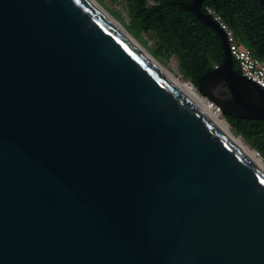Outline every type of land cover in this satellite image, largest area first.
<instances>
[{"label": "water", "instance_id": "water-1", "mask_svg": "<svg viewBox=\"0 0 264 264\" xmlns=\"http://www.w3.org/2000/svg\"><path fill=\"white\" fill-rule=\"evenodd\" d=\"M201 2L195 88L264 119ZM0 264H264V174L87 0H0Z\"/></svg>", "mask_w": 264, "mask_h": 264}, {"label": "trees", "instance_id": "trees-1", "mask_svg": "<svg viewBox=\"0 0 264 264\" xmlns=\"http://www.w3.org/2000/svg\"><path fill=\"white\" fill-rule=\"evenodd\" d=\"M130 26L154 34L155 54L173 55L182 76L197 87L200 74L223 59L218 34L201 23L192 11L183 9L188 0H124ZM202 11L210 7L219 12L237 39L264 61V8L260 0H202ZM234 68L237 66L233 60ZM236 136L240 135L264 156V119L224 116Z\"/></svg>", "mask_w": 264, "mask_h": 264}, {"label": "bare ground", "instance_id": "bare-ground-1", "mask_svg": "<svg viewBox=\"0 0 264 264\" xmlns=\"http://www.w3.org/2000/svg\"><path fill=\"white\" fill-rule=\"evenodd\" d=\"M94 6L125 38L132 43L143 55V57L152 64L180 94L186 97L194 106L200 109L214 124V126L228 139V141L240 151V153L261 173L264 174V159L249 144L244 142L231 130L225 119L218 117L208 106L205 98L196 91L190 81L182 80L174 75L168 69L164 68L156 59H154L125 29L113 18L96 0H87Z\"/></svg>", "mask_w": 264, "mask_h": 264}, {"label": "built area", "instance_id": "built-area-1", "mask_svg": "<svg viewBox=\"0 0 264 264\" xmlns=\"http://www.w3.org/2000/svg\"><path fill=\"white\" fill-rule=\"evenodd\" d=\"M206 13H208L224 31L231 57L239 66L240 73L246 78L251 79L260 86L264 87V61L256 57L250 48L244 46L237 39L234 32L230 29L219 12L207 7ZM206 102L218 117L225 119L219 106L209 100H206Z\"/></svg>", "mask_w": 264, "mask_h": 264}, {"label": "rangeland", "instance_id": "rangeland-1", "mask_svg": "<svg viewBox=\"0 0 264 264\" xmlns=\"http://www.w3.org/2000/svg\"><path fill=\"white\" fill-rule=\"evenodd\" d=\"M113 18H115L124 29L164 68L168 69L174 75L180 77L182 80H186L180 71L178 61L173 55H167L166 53L155 54L158 50L156 38L151 32H136L131 26L129 17L125 7L124 0H96ZM151 2V0H149ZM196 89V88H195ZM197 91V89H196ZM198 92V91H197ZM199 93V92H198ZM237 135V134H236ZM239 138L243 139L240 135ZM244 140V139H243ZM246 142V140H244ZM249 144L248 142H246ZM250 145V144H249ZM251 146V145H250ZM252 147V146H251ZM253 148V147H252ZM254 149V148H253ZM255 150V149H254ZM264 159V156H262Z\"/></svg>", "mask_w": 264, "mask_h": 264}]
</instances>
